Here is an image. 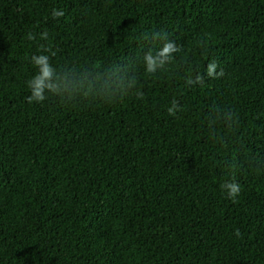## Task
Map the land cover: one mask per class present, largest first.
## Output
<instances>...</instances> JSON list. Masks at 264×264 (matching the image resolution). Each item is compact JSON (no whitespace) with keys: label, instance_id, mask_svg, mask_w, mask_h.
Masks as SVG:
<instances>
[{"label":"trees","instance_id":"16d2710c","mask_svg":"<svg viewBox=\"0 0 264 264\" xmlns=\"http://www.w3.org/2000/svg\"><path fill=\"white\" fill-rule=\"evenodd\" d=\"M0 264H264V0H0Z\"/></svg>","mask_w":264,"mask_h":264},{"label":"clouds","instance_id":"9594fccd","mask_svg":"<svg viewBox=\"0 0 264 264\" xmlns=\"http://www.w3.org/2000/svg\"><path fill=\"white\" fill-rule=\"evenodd\" d=\"M54 16L63 15L62 12H54ZM45 39H47V33L42 34ZM165 37L167 34H164ZM154 36L159 37V33H155ZM33 37L29 36V39ZM182 49L180 46L176 45L172 41H168L163 44L162 49L157 53L156 57H153L151 54L145 56L146 61V71L150 74L156 73L158 68H163L167 63L173 59V54L180 52ZM32 61H34L35 66L39 68V73L34 75L32 79L28 82V87L31 90V95L27 97L29 103L36 101L42 102L46 99L44 92L45 89L49 91H54V85L48 83L51 80L53 75V69L49 64V57L47 55L33 56ZM201 77L197 76V81ZM189 82H192L191 80ZM168 112L170 115L175 114L173 108H169ZM223 187L228 191V196L230 199L237 197L240 194V185L235 182H226Z\"/></svg>","mask_w":264,"mask_h":264}]
</instances>
